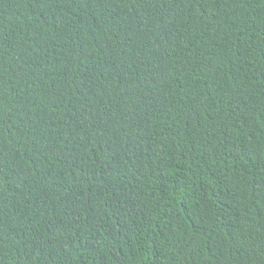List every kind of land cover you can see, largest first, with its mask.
<instances>
[{
    "label": "trees",
    "instance_id": "16d2710c",
    "mask_svg": "<svg viewBox=\"0 0 264 264\" xmlns=\"http://www.w3.org/2000/svg\"><path fill=\"white\" fill-rule=\"evenodd\" d=\"M0 264H264V0H0Z\"/></svg>",
    "mask_w": 264,
    "mask_h": 264
}]
</instances>
